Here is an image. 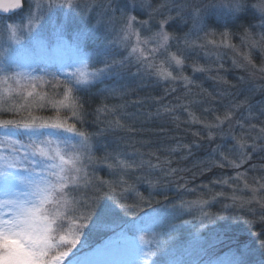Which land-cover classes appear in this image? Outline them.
<instances>
[{"label": "snow or ice", "instance_id": "obj_1", "mask_svg": "<svg viewBox=\"0 0 264 264\" xmlns=\"http://www.w3.org/2000/svg\"><path fill=\"white\" fill-rule=\"evenodd\" d=\"M17 10L0 24V264H264V0L0 4ZM229 218L249 239L215 231Z\"/></svg>", "mask_w": 264, "mask_h": 264}, {"label": "rangeland", "instance_id": "obj_2", "mask_svg": "<svg viewBox=\"0 0 264 264\" xmlns=\"http://www.w3.org/2000/svg\"><path fill=\"white\" fill-rule=\"evenodd\" d=\"M23 15H24V13L21 12L19 15L14 16L13 18H10V19L0 18V24L5 23V22H19ZM9 43L10 42L8 41L7 34L6 33H0V53H3L4 55L7 54L5 52V50L8 48ZM89 43L91 44V41H89ZM13 47H15V46H13ZM4 55H0V59H3ZM206 59L207 58L203 57V55L201 54L200 62L204 63ZM225 65H226V67H230L231 61L226 59ZM188 74L191 75L190 72ZM242 74L243 73L240 72V70H236V69H233L232 71H230L228 73V75H230V77L233 76V81H235V83H237L236 77L238 75H242ZM195 79L197 80L198 83L203 84V87H205L206 84H211V82H213L212 80L208 79L207 76L204 74H197ZM212 87L214 88V86H212ZM256 99H259V96H257ZM197 115H199V112H197ZM255 162L258 164L261 163V161H259V160H256ZM188 165L190 166L191 164L188 163ZM211 174L212 175H210V177H212L213 175L218 176V175H223V174H232V172L230 169H225V170L217 169V170H214V173H211ZM207 181H208V179L205 178L204 182H207ZM140 190L142 192H144L145 195H147L146 186L141 185ZM167 194H168L170 200H174V201H176L179 196H182L184 199H193L194 198L191 194L177 193L175 188H172ZM159 197L160 198L162 197V200L164 202L163 205L170 212L171 207H170L168 201H164L163 195H157L156 198H159ZM157 207H160V206L157 205ZM220 207H221V204L217 203L212 210L218 211L220 209ZM134 215H135L134 213H128L127 216H123V214H121L123 219L125 221H128V222H131ZM184 218L185 219H191V217H189V216H185ZM261 227L262 226L257 225L255 228H253L252 231L253 232H259ZM247 228H248V226L244 224L243 220H238V221L234 222L232 218H229L228 220L221 222L218 225L214 226L215 231L221 232V233L226 232L228 236L239 237L240 240H242V241L249 239V233L247 231ZM189 230H191L192 232L195 231L194 228L189 229V226H182L179 229V231L176 233L178 241L183 240V241H185V243H187V240L190 239L189 238ZM212 230L213 229H211V228L209 229V231H212ZM207 234L208 233H205V235H207ZM108 235H111V233H109ZM146 235H147V238H151V233H147ZM106 238H107V236H102V237L94 236V237H92V239L90 241H91V243H96V242L102 241V239H106ZM235 247H236V245L234 243L226 240V242L224 244L220 245L216 249V256L214 258H218L220 260L227 261L230 257V248L234 249ZM177 258L184 261V260L191 259L192 257H190L188 255H180ZM129 259H130L129 257L121 254L120 252H116L114 255L106 258V264H128Z\"/></svg>", "mask_w": 264, "mask_h": 264}, {"label": "trees", "instance_id": "obj_3", "mask_svg": "<svg viewBox=\"0 0 264 264\" xmlns=\"http://www.w3.org/2000/svg\"><path fill=\"white\" fill-rule=\"evenodd\" d=\"M228 79L231 80L233 83H235V81H233V76L230 77V75H228ZM106 83H111V81H106ZM102 86L103 85H98L97 87H102ZM212 86H214L213 82H211V84H206L204 88H207L209 91H211L213 89ZM160 91L161 90L158 87H156V88L150 87V88L145 89L143 92H141V95H148V94L155 95V94L159 93ZM82 95L84 96V99L87 101L86 107H88L90 110L92 108H94L99 103L100 97L96 94V88H93L89 92L82 93ZM212 146L214 147L215 145H212ZM207 151H208V146L205 145L196 153V157L194 159L203 158L207 154ZM191 162L192 161L190 160L188 163L191 164ZM100 174L107 177V171L106 170L101 171ZM210 175H212V174L209 173L207 176L202 177L201 180L205 181V178L209 179ZM156 199H159L162 202V204L164 203L162 200V197L161 198L159 197ZM158 206H160V205H158ZM98 242H100V241H98Z\"/></svg>", "mask_w": 264, "mask_h": 264}, {"label": "water", "instance_id": "obj_4", "mask_svg": "<svg viewBox=\"0 0 264 264\" xmlns=\"http://www.w3.org/2000/svg\"><path fill=\"white\" fill-rule=\"evenodd\" d=\"M11 3V0H0V4H8ZM21 11L17 10L14 12H9V13H4V12H0V16L2 17H12L18 13H20Z\"/></svg>", "mask_w": 264, "mask_h": 264}]
</instances>
